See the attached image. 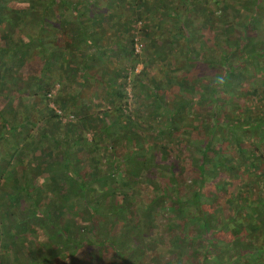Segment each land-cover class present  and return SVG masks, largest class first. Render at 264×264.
<instances>
[{
	"label": "trees",
	"instance_id": "obj_1",
	"mask_svg": "<svg viewBox=\"0 0 264 264\" xmlns=\"http://www.w3.org/2000/svg\"><path fill=\"white\" fill-rule=\"evenodd\" d=\"M66 1L0 0V264H264V2L129 0L173 28L136 73L133 33L95 39L123 0ZM56 4L78 23L45 49ZM118 47L130 66L107 77ZM77 77L91 96L63 85L55 112L51 84Z\"/></svg>",
	"mask_w": 264,
	"mask_h": 264
},
{
	"label": "rangeland",
	"instance_id": "obj_2",
	"mask_svg": "<svg viewBox=\"0 0 264 264\" xmlns=\"http://www.w3.org/2000/svg\"><path fill=\"white\" fill-rule=\"evenodd\" d=\"M80 2L81 0H67L66 1V5L68 4V6H70L69 9H71V5H74L73 2ZM84 1V0H83ZM155 1L157 0H153V3H155ZM169 1V0H167ZM71 2V3H70ZM260 2H264V0H260ZM129 3V0H123L121 3H118L114 6V10L110 9L109 12H116L115 16H112L111 18V27H105V28H100L97 29V31L99 32L97 34V36L95 37L96 41H104L105 44H110V42L112 40L115 39V27H118L120 30L118 32V35H122L123 37H127L128 34H132L133 33V42L138 41V43H141V48L138 51L139 53L141 52V50L143 49V47L145 49H147L149 47V42H150V37L149 35L152 36H156L160 33H164L165 35H171L173 28L170 25V18L164 17L163 16V20L161 21H156L157 19H155L156 17L153 15H149L148 13H146L145 11H143L142 13L140 11H142L141 9H136V11L134 12V16L132 17L130 14V10L127 9V4ZM83 2L80 3L78 9L79 12H81L83 15L82 17L86 18L88 17V11L86 10V7L82 6ZM177 4V2H176ZM60 4H56L53 8L54 11H52V9L50 11H46V16L45 19L51 22H55L57 20H59L61 23H59L62 26V39L56 43L53 42L52 40L45 38V41L47 42V44H45V49L46 46H48V43L50 46L56 47L59 46L60 47H64V46H68L70 43V37H68V35H66L69 31L67 30V28H69V26H74L78 23L77 19H75L76 17V13H71V10L69 11V9L67 8H62L61 6H59ZM100 8V7H98ZM144 8V6H143ZM149 8V7H147ZM83 10V11H82ZM155 15V12L152 13ZM198 14V13H197ZM140 16H142L143 18H141ZM81 18V16L79 17V19ZM37 19H31L30 23L32 25H34L36 23ZM38 21V20H37ZM93 21V20H92ZM118 22H121L122 24L119 25ZM85 23L88 25L91 23V20L89 21L88 19L85 20ZM110 24V23H109ZM100 26V25H99ZM99 26H95L94 28H97ZM102 26V25H101ZM131 26V27H130ZM127 27H129L130 29H127ZM208 36L210 37V32L208 34ZM102 38V39H99ZM157 38V36H156ZM126 41L129 40L125 39ZM72 42V40H71ZM134 44V43H133ZM134 47V45H133ZM49 48V46H48ZM176 48H173V50H175ZM87 51L92 50V48L89 49H85ZM129 50V49H128ZM135 51V50H134ZM143 52V51H142ZM142 52L139 54L138 60L135 63V67L133 68V70L138 73L141 68H143L144 66V55L142 54ZM109 56H110V61H111V67L108 70L107 68V77H112L113 74L112 72L116 70V72L118 71L117 68L118 67H129L130 65H128V63H126L128 61L126 55L123 53L122 49L120 47H118L116 49V51L114 52L115 56L112 55V52L109 51ZM80 53L77 52L75 56L79 55ZM174 55V53H172ZM73 55V54H72ZM66 60L72 61V60H77V58H74V56H71V54L69 55L66 54L65 56H63ZM73 58V59H72ZM121 74L124 71H120ZM149 73H153L155 76H160L161 72L160 69L157 70V64H154L153 69H151V71L149 70ZM148 73V74H149ZM127 78H129V74L127 75ZM119 79L122 80V77L119 76ZM146 79L148 81H150L149 77H146ZM108 80V79H107ZM89 82H92V80H90ZM63 85L67 86V90L69 91V94L72 96H76V92L80 91V96L83 97V100L85 102V99H89L88 96H91L90 94H92V88H93V84L87 83L85 86L86 87H80V82H79V77L74 78V80H66V81H61V82H56L54 84H51L50 86V96H51V100L49 102V107L52 108L55 112H61L59 107H58V103L59 101H62V94H63V90H61V88L63 87ZM34 88V85L32 86ZM33 89L31 88V90H29V94H33ZM135 91V88L132 87L131 84H128L126 87V92H127V101H128V107L127 110H134L135 108V104H134V97H133V92ZM25 99V97H23ZM30 100H37L38 98H36L34 95L32 97H28ZM93 101V99H91ZM82 103V102H81ZM81 103H76L73 106L74 110H77V112H81V109L79 107H81ZM105 103V102H104ZM76 105V106H75ZM79 105V106H77ZM105 107L104 108H108L109 105L108 103H105ZM42 106V104H41ZM104 106V105H103ZM102 106V107H103ZM76 119V116L73 115H68V116H60V120L62 121V123H65L66 121H69L70 123L74 122ZM59 131V129L54 126L53 124H50L48 126V130H46V132L49 135H53L55 136L56 133ZM92 136V134L90 132H88V137L90 138ZM150 139L152 140V137H150ZM147 143H149L148 139L146 140ZM108 158H104L101 160V166L103 167L105 164H107L108 162ZM77 165L79 166V168L83 169V164L82 163H77ZM51 168H53L52 166H50ZM104 168V167H103ZM31 175H35V172L38 171L36 169L31 168ZM247 174V173H246ZM164 175V174H163ZM248 175V174H247ZM243 179H245V177H243ZM141 189H145L144 187H140ZM94 193V192H92ZM138 193L140 194V190H138ZM78 200V198H77ZM75 206H78L80 201H76L74 202ZM78 204V205H77ZM38 222H40V220H37ZM83 224H89L90 221L88 220V218L83 220ZM36 222V221H35ZM36 225V224H35ZM109 228V227H108ZM38 240V239H37ZM40 241V240H38ZM115 261L113 259H111V261L108 260V258H105V260H102L100 262V264H111L114 263ZM51 264H62L61 261H59L58 259H54L53 261H51Z\"/></svg>",
	"mask_w": 264,
	"mask_h": 264
},
{
	"label": "built area",
	"instance_id": "obj_3",
	"mask_svg": "<svg viewBox=\"0 0 264 264\" xmlns=\"http://www.w3.org/2000/svg\"><path fill=\"white\" fill-rule=\"evenodd\" d=\"M133 45H134L135 52H138L141 48V43H138V41H135Z\"/></svg>",
	"mask_w": 264,
	"mask_h": 264
}]
</instances>
